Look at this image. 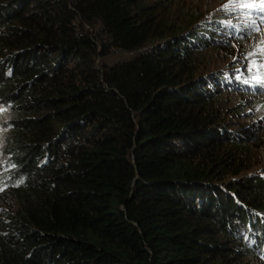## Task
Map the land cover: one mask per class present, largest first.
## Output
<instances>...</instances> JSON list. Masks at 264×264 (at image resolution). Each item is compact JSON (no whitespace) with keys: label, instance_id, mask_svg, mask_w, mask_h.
Here are the masks:
<instances>
[{"label":"trees","instance_id":"16d2710c","mask_svg":"<svg viewBox=\"0 0 264 264\" xmlns=\"http://www.w3.org/2000/svg\"><path fill=\"white\" fill-rule=\"evenodd\" d=\"M177 3L0 0V264H264V80L203 57L256 13Z\"/></svg>","mask_w":264,"mask_h":264},{"label":"rangeland","instance_id":"374dc122","mask_svg":"<svg viewBox=\"0 0 264 264\" xmlns=\"http://www.w3.org/2000/svg\"><path fill=\"white\" fill-rule=\"evenodd\" d=\"M240 3V4H237ZM260 0H178L176 7V14L179 18H186L189 16L191 24L202 20H207L213 17L218 9L228 8H240L241 5L256 4L259 5ZM224 10V11H225ZM248 15V13H246ZM245 15V16H246ZM249 20L252 18H248ZM252 26H257V34L254 39L249 41L246 48L245 46L234 45L230 50H223V48L214 49L215 51L208 50V53L203 56L205 61H209L210 65L213 63L214 69L231 70L232 67H238L245 74L252 76L255 80H264V70L262 72L254 73L253 64L250 63L249 59L258 57V59L264 60V23L260 22L258 18L254 21ZM251 30V28H249ZM211 51V52H210ZM128 53H113L110 57L106 58V62L111 64L118 60L127 58ZM252 81L251 79H248ZM240 96H226L225 99L231 101V106H235L238 103H246L250 97H245L243 93H238ZM249 95V94H248ZM248 105V104H247ZM254 108H246L242 113H233L230 115V119H233L234 125L239 127H246L253 121H256L254 115ZM12 117V112L8 107H0V155H2L3 143L8 135L7 123ZM258 154L264 157V141L257 139L255 143Z\"/></svg>","mask_w":264,"mask_h":264},{"label":"snow or ice","instance_id":"6c2138e0","mask_svg":"<svg viewBox=\"0 0 264 264\" xmlns=\"http://www.w3.org/2000/svg\"><path fill=\"white\" fill-rule=\"evenodd\" d=\"M241 7H248V8L259 7L261 9H264V0H260L259 5H256V4H246V5H241ZM257 82L260 83L261 81L259 79H257ZM245 83H247V81H245Z\"/></svg>","mask_w":264,"mask_h":264},{"label":"bare ground","instance_id":"6f19581e","mask_svg":"<svg viewBox=\"0 0 264 264\" xmlns=\"http://www.w3.org/2000/svg\"><path fill=\"white\" fill-rule=\"evenodd\" d=\"M257 31V30H256ZM255 31V34H257V32ZM242 34H243V36L245 35V33L244 32H242Z\"/></svg>","mask_w":264,"mask_h":264}]
</instances>
